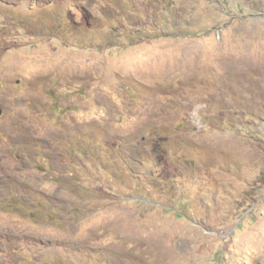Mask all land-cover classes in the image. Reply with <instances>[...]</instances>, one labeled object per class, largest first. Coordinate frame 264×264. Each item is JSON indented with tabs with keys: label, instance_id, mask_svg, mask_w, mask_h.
I'll list each match as a JSON object with an SVG mask.
<instances>
[{
	"label": "rangeland",
	"instance_id": "374dc122",
	"mask_svg": "<svg viewBox=\"0 0 264 264\" xmlns=\"http://www.w3.org/2000/svg\"><path fill=\"white\" fill-rule=\"evenodd\" d=\"M0 264H264V0H0Z\"/></svg>",
	"mask_w": 264,
	"mask_h": 264
}]
</instances>
